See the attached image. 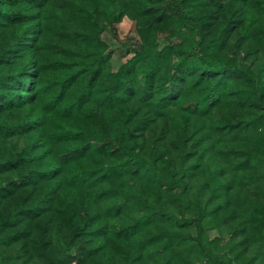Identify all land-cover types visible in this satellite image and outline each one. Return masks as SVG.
<instances>
[{
	"label": "trees",
	"instance_id": "16d2710c",
	"mask_svg": "<svg viewBox=\"0 0 264 264\" xmlns=\"http://www.w3.org/2000/svg\"><path fill=\"white\" fill-rule=\"evenodd\" d=\"M0 264H264V0H0Z\"/></svg>",
	"mask_w": 264,
	"mask_h": 264
},
{
	"label": "rangeland",
	"instance_id": "374dc122",
	"mask_svg": "<svg viewBox=\"0 0 264 264\" xmlns=\"http://www.w3.org/2000/svg\"><path fill=\"white\" fill-rule=\"evenodd\" d=\"M102 40L107 44V52L110 54V63L113 70L131 57L137 40L135 25L129 18H124L116 25V35L108 31L101 34ZM212 238L216 236L215 231H207Z\"/></svg>",
	"mask_w": 264,
	"mask_h": 264
}]
</instances>
